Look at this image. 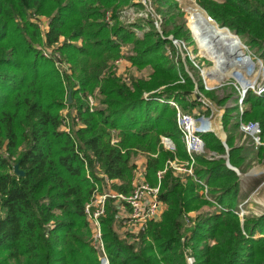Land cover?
<instances>
[{"label":"trees","instance_id":"1","mask_svg":"<svg viewBox=\"0 0 264 264\" xmlns=\"http://www.w3.org/2000/svg\"><path fill=\"white\" fill-rule=\"evenodd\" d=\"M198 1L220 26L258 45L264 54V0H226L222 4ZM130 2L0 0V264H101L91 245L85 206L97 182L106 178L92 179L87 172L89 167L100 165L105 176L117 180L112 183L113 189L129 194L137 168L132 157L140 151L147 154L150 184L155 185L158 172L166 170L161 175L160 198L167 208L162 220L151 223L142 233L141 243L146 238L153 242L140 244L136 251L131 242L121 240L114 232L117 208L110 199L101 223L111 264H186L183 238L185 245L192 248L197 264H264V236L256 237L264 234V214L248 217L241 224L238 202L250 191L243 192L240 175L223 157L228 152L232 165L246 172L250 158L264 162V149L236 145L240 120L231 114L235 107L224 108L222 121L229 149L215 132L203 133L206 148L220 156L208 159L197 155L195 166L196 177L208 183L215 202L201 196V186L193 178L184 184L174 175L169 160L175 156L188 159V153L176 110L155 98L175 99L182 107L191 108L195 102L187 96L195 83L188 80L187 90H180L185 86L176 83L182 70L164 55V46L172 43L168 38L171 30L164 29L162 35L150 27L140 40L130 28L108 29L106 11L112 8L117 18L118 8ZM165 2L169 4L166 15L177 8L175 0ZM52 8L56 12L45 37L52 46L65 36L55 51L67 55L66 60L72 63L78 89L72 80H64L54 66L55 55L43 56L35 47L41 42L37 26L24 20L23 27L32 31L30 41L24 28L16 24L18 15L25 18L30 10L47 14ZM179 16L183 23L173 27L172 32L189 41L186 18ZM170 17L175 19L176 14ZM134 26L145 25L138 22ZM18 30L22 31L21 42L15 41L20 39ZM112 34L118 38L113 39ZM79 39L84 40L83 44L76 42ZM119 40H133L128 58L137 65L153 63L157 75L150 81H134L131 88L114 71L105 74L108 62L120 52ZM198 80L199 88L204 90L201 78ZM167 82L174 83L173 87L154 92ZM99 86L102 107L90 112L85 103L78 106L80 118L76 119L84 126L73 128V117L71 129L63 130L59 110L66 88L78 95ZM146 92L150 93L148 98ZM246 101L251 106L242 116L258 120L264 135V96L250 93ZM113 129L121 138L116 143H112ZM162 136L176 142L177 155L165 150ZM16 164L24 175L16 173ZM191 210L201 211L193 219L194 225L186 226L184 214Z\"/></svg>","mask_w":264,"mask_h":264},{"label":"rangeland","instance_id":"2","mask_svg":"<svg viewBox=\"0 0 264 264\" xmlns=\"http://www.w3.org/2000/svg\"><path fill=\"white\" fill-rule=\"evenodd\" d=\"M178 5L177 8L171 11L170 14L166 15V10L169 8V4L165 2V0H131V2L123 7L118 8V16L117 18H114L113 16V9L110 8L106 11L105 19L104 21L108 23V29L113 30L116 26L126 27L130 28L132 32L134 33V36L136 39H144L145 33L149 30L150 27H155L160 34H163V30H171V33L169 35V39L172 41L171 44H166L164 47V55L166 56L168 61L176 63L179 68L182 70L181 76L179 77V80L176 82L178 84L184 85V88H181L180 90H187L189 89V84L187 83L188 80H191L195 83V86L190 88L191 93L188 94L187 99L191 102H195V105L193 107H182L180 103H178L175 99H163L162 98H155L159 100L161 103H168L170 106H172L176 112H177V123H178V114L181 113H189L194 121V124L196 127L203 126L204 129H206L208 132H215L220 139L222 140L223 144L225 145L226 149L228 150L229 147L227 145V132L224 129L223 126V117H224V108L229 109L230 107H235V109H232V115L234 117L238 116L240 122L238 125L237 132H235V143L237 146H247L258 149L259 147H262L264 149V135H263V128L258 120L254 119H247L244 118L243 113L250 109L251 104L246 101V99L243 101V103L240 105L238 103L239 100V94H240V85L241 83H248L251 87L248 89L247 95L252 93L255 96L263 97L257 95V91L260 85L264 83L261 82L259 84V80L254 79L250 74L255 70H259L262 63L264 64V54L261 47H259L256 44H253L252 42H246V39H241L244 48L243 51L245 53V56H249L252 59V62L254 63L253 69L251 68V64H246L245 67H241L240 65H233V61H235V54L231 47H227L224 45L223 47H218L221 50V54H226V57L223 59V63L220 65V61L215 59L213 55L204 49L203 44L200 41V36L197 32L196 23L194 22L192 18V11L193 9H201L203 10L207 15L210 13L208 10L200 4L198 0H175ZM213 2L222 4L226 2V0H213ZM47 14H40L37 13L34 10H30L27 12L25 18L23 15H18L16 17V24H18L20 27H23L24 20H28L29 22L33 23L37 26L41 42L35 43V47L42 52L43 56H51L52 54L56 56L57 60H55L54 66L59 68V72L61 76L64 78V80H72L75 85L77 83V79L74 77V69H72V63L67 61L66 57L67 55L61 54L56 52L59 45L64 41L65 36L61 37V42L58 44H54L52 46L48 45L46 40V34L50 29V22L52 20V16L55 14L56 9H48ZM181 14H180V13ZM52 14L51 16H48ZM176 14L175 19H172L170 15ZM182 17L186 18V27L189 29L191 34V39L188 41L185 40L184 37H176L174 32H172L173 27H175L178 24L183 23ZM179 16V17H178ZM213 18V17H212ZM215 20V18H213ZM216 21V20H215ZM138 22L142 23L144 22V25L142 28L135 27ZM19 34L17 37H19V40H15L16 42L22 41V31L18 30ZM232 32V31H231ZM24 34L26 38L30 41H33L32 38V31L24 28ZM238 35V34H237ZM173 36V38H171ZM239 36V35H238ZM112 38L116 39L118 38L117 35L112 34ZM120 39V38H119ZM118 40V39H117ZM120 41V52L118 56L114 57L108 62V70L105 71V74H108V72L114 71V75L121 78L122 82L126 83L127 86L133 88L134 81H150L152 77L154 78L157 73L154 68L153 63H143V64H134L128 56L132 53V50L134 48V42L133 40L128 41ZM79 44H83L84 40L79 39L76 41ZM242 46V45H241ZM217 48L218 51H220ZM230 49L228 51L227 49ZM215 50V49H214ZM64 59V60H63ZM239 60V58H238ZM236 62V61H235ZM242 63V62H241ZM25 64L22 65V71L24 70ZM210 67H215L216 70L212 73H206L205 70L209 69ZM184 69V70H183ZM232 72V74H231ZM259 75V74H258ZM258 77V76H256ZM189 78V79H187ZM201 78V82L203 84L204 90H201L199 88V80ZM190 81V82H191ZM174 83H163L158 87V89L154 90V92H165L166 89L172 88ZM76 89L80 88V84L78 83L75 86ZM71 91V92H70ZM153 92V91H152ZM153 92V93H154ZM146 94H150L149 92H146ZM103 94L100 93V86L96 87V89H93L92 92L84 93H78V95H75V92L73 93L71 89L66 88V91L64 93L63 99H62V108L59 110V114L61 115L62 120V126L61 128L63 130H66L65 128L71 129V126L73 124V117H75V125L73 128L78 129L80 126H84L82 122L77 121L76 117L79 119V113L78 109L80 105H88L90 112H95L98 108L102 107L101 100L103 99ZM230 95L228 100L225 98ZM78 97H80V100H78ZM165 100V102H164ZM221 102V104L219 103ZM177 106H176V105ZM238 107H237V106ZM83 107V108H84ZM238 108V109H237ZM242 110L244 111L242 113ZM233 120V119H232ZM236 119L234 120V122ZM248 122H257L260 125V128L262 129V142L263 145H259L258 147L253 142V138L251 134L245 133L242 129V126L244 124H248ZM179 127V125H178ZM180 129V128H179ZM181 131V130H180ZM183 142L186 145L184 135L182 134ZM203 138V137H202ZM119 131L112 130V143H116L120 141ZM204 141V139H203ZM162 143L165 148V150L170 151L174 153V155H177V144L176 142L167 136H162ZM187 149V148H186ZM188 153V152H187ZM197 155H204L208 159H214L220 155H218L216 152L210 151L206 148L205 142L203 145V150L196 154L194 156V160H192L189 155L188 159H180L179 157L175 156L173 160H169L168 162L169 167L173 169V173L175 176L182 178L183 183H187V179L189 177L193 178L192 180L196 181L200 184L199 193L201 196L210 202H215V200L210 196L209 194V185L201 184L200 180L195 175V166H196V157ZM223 157L226 159L227 165H231L232 169L237 171L242 179V188L243 192L250 191L249 195L245 199H241L238 202V216L240 218V222L243 225L246 218L252 217V216H260L264 214V162L261 161L260 158H253L248 160V171L241 172L237 166L232 165L230 162V156L227 152L223 155ZM132 160L136 163L137 168L135 169V176L137 177V174L141 175V172H148L147 170V154L144 152H139L138 154H134L132 157ZM20 168V167H19ZM192 168L193 175H188V169ZM164 170L163 172H165ZM87 176L92 177H99L103 178L104 173L102 172L100 165L96 164L93 166V168L89 167V170L87 172ZM93 179V178H92ZM135 179V178H134ZM192 181V182H193ZM204 181V180H202ZM114 182H117L114 181ZM99 183V184H98ZM100 190H97V195L102 196L104 194L103 189L110 188L113 189L112 183L109 185L106 183L105 179H102V182H97ZM134 188V185H133ZM133 190V189H132ZM131 190V191H132ZM244 192V193H245ZM91 201V200H90ZM89 201V203H90ZM109 200L106 201V206ZM88 203L85 206V215L88 219L87 213H86V207ZM216 206V205H215ZM167 205L165 207L166 211ZM206 209H214V207L205 206ZM217 208V207H216ZM223 209V208H222ZM164 211V212H165ZM201 210H191L184 214V221L186 226H193L195 221L193 219L196 217V215ZM106 214V213H105ZM117 218V217H116ZM89 221V219H88ZM117 219L113 223V230L118 235V237L127 242H131L135 247V250H139L140 244H149L153 242L150 238H146L143 243H141V236L137 240L130 241V236H125L126 232L123 226H120V224L117 222ZM90 223V222H89ZM91 226V245L95 248L97 252V256L100 260V263L102 264L101 255L102 257H105L104 253L101 252V249L99 248L97 242H95V233L94 228L92 224ZM264 236L263 233L257 234L256 237ZM182 250L183 254L185 255L186 264H197L196 257L194 256L193 250L190 246L185 245V239H182ZM140 241V242H139ZM105 242V240H104ZM187 242V241H186ZM210 243H214L210 240ZM106 247V245H105ZM106 256L108 257L107 250H106ZM109 259V264L110 258Z\"/></svg>","mask_w":264,"mask_h":264},{"label":"built area","instance_id":"3","mask_svg":"<svg viewBox=\"0 0 264 264\" xmlns=\"http://www.w3.org/2000/svg\"><path fill=\"white\" fill-rule=\"evenodd\" d=\"M250 60L252 61L251 58ZM253 65L254 63L251 62L252 69L254 68ZM250 75L253 78L258 76L256 78L259 80V84L263 82L264 64L262 63L258 71L254 68V71ZM249 82L250 81H248V83ZM248 83H241L240 85V94L238 100L240 105L246 99L248 89L251 87L248 85ZM250 84L252 83L250 82ZM256 93L259 96H264V83L259 86ZM148 96L149 95L146 94L145 97L148 98ZM243 112L244 111L242 110V113ZM178 125L182 134L184 135L188 155L192 160H194V156L203 150L204 141L201 134L208 131L204 129L203 126L196 127L193 118L189 113L180 112L178 114ZM242 128L245 133L252 135L253 142L257 147L259 145H263L262 129L257 122H248V124H244ZM65 129L69 130L68 128ZM191 170L192 168L188 169V175H193ZM162 174L163 172H158V182L155 185L150 184L148 181L147 172H141V175L137 174V177L135 176L133 181L134 188L129 194L119 193L110 188H106L103 189L104 194L102 196H98L97 190H100V188L98 184H96L95 193L90 203H88L86 207V213L89 222L94 228L95 242L99 243L98 246L101 249V252L105 255V257H102L101 255L102 264H109V259L106 256V247L101 223V217L106 213V201L110 199L113 200L117 208L116 223L118 222L120 226H123L126 232L125 236H130V234L132 235V237L130 236V241L134 242L142 233L147 231L151 223L162 220L166 207V203L160 198ZM104 177L106 178L108 187L111 183L116 181L110 180L105 175ZM200 183L203 185L206 184V182L202 180H200Z\"/></svg>","mask_w":264,"mask_h":264},{"label":"bare ground","instance_id":"4","mask_svg":"<svg viewBox=\"0 0 264 264\" xmlns=\"http://www.w3.org/2000/svg\"><path fill=\"white\" fill-rule=\"evenodd\" d=\"M191 14L194 22L196 23L197 32L200 36V41L203 44L204 49L209 51L215 59L220 61V65L223 63V59L226 57V54L224 53V55H222L221 50L218 47H223L224 45L231 47L235 53L233 56L236 55V62L233 61V65L245 67L246 64H251L252 61L249 57L245 56L243 51L244 45L242 41H240L234 32H231V30H228L226 27L220 26L217 21L210 18L209 14L207 15L201 9H193ZM217 48L220 51H218ZM227 50L229 51L230 49ZM215 70V67H210L205 70V74L209 72L212 73ZM254 79H256V77Z\"/></svg>","mask_w":264,"mask_h":264},{"label":"water","instance_id":"5","mask_svg":"<svg viewBox=\"0 0 264 264\" xmlns=\"http://www.w3.org/2000/svg\"><path fill=\"white\" fill-rule=\"evenodd\" d=\"M226 27V26H225ZM228 30H230L228 27H226ZM236 34V33H235ZM236 36H238L237 34H236ZM171 38H173V36L171 37ZM238 38L240 39V37L238 36ZM240 41H241V39H240ZM71 92V91H70ZM229 167L230 168H232V166L231 165H229ZM15 171H16V173L18 174V175H24V171L23 170H21L20 168H19V164H16L15 165Z\"/></svg>","mask_w":264,"mask_h":264}]
</instances>
